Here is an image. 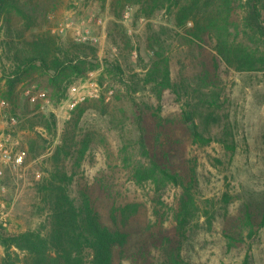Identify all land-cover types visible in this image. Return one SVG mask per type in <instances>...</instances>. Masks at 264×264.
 I'll return each instance as SVG.
<instances>
[{"label":"rangeland","instance_id":"rangeland-1","mask_svg":"<svg viewBox=\"0 0 264 264\" xmlns=\"http://www.w3.org/2000/svg\"><path fill=\"white\" fill-rule=\"evenodd\" d=\"M137 1L21 0L38 23L31 34L50 30L65 46L74 40L97 53L83 58L82 74L64 77L62 96L55 95L49 74L25 75L10 93L5 72L12 64L0 47V230L13 235L48 225L47 234L49 208L40 184L59 169L72 177V197L82 198L83 189L99 196L95 175L126 171L122 148L131 163L149 162L139 145L143 133L150 137L151 155L156 152L183 174L196 173L200 218L185 258L194 264H242L249 256L251 264H264V227L246 219L250 210L257 224L264 209V70L217 62L207 38L187 36L169 10L145 15ZM166 60L170 84L153 83L148 71L157 63L164 73ZM82 103L88 107L69 137L75 134L80 142L89 134L93 141L79 161L77 152L59 153L58 147ZM190 113L194 123L187 124L184 116ZM193 124L208 141L194 140ZM1 146L26 151L24 163L15 167L3 159ZM83 146L81 141L78 147ZM117 176L128 201L141 203L137 217L147 219L149 190L137 188L128 173ZM173 192L175 187L167 200ZM134 241L131 252L138 249V238ZM147 244V258H162L160 248ZM3 254L0 244V262Z\"/></svg>","mask_w":264,"mask_h":264},{"label":"trees","instance_id":"trees-1","mask_svg":"<svg viewBox=\"0 0 264 264\" xmlns=\"http://www.w3.org/2000/svg\"><path fill=\"white\" fill-rule=\"evenodd\" d=\"M22 3L0 0V47L2 57L12 64L10 71L5 72L7 87L10 93H15L25 75L49 74L55 95L62 91V96L67 90L62 85L64 77L82 74L83 58L96 55L97 48L74 40L65 46L64 39L50 30L31 34L38 23L31 15V6L27 8ZM136 3L142 6L145 15L160 9L171 11L176 27L183 33L192 39L210 41L217 62L223 61L239 70H264V0H138ZM168 62L165 61L164 73L154 63L147 78L155 84H170ZM116 67L121 71L119 65ZM161 75H165L162 80ZM86 105L80 104V111L68 120L64 144L58 147L59 153L76 155L77 152L79 161L87 153L92 138L84 135L81 140L84 146L79 148L81 141H76L75 134L70 137L69 134L73 132L72 123L78 125L82 119ZM184 117L187 124L194 123L191 113ZM193 125L194 140L208 141ZM149 138L140 133V149L150 157L148 163L141 160L131 163L132 158L122 148L126 171L113 170L107 175L104 169L100 178L95 175L93 182L99 184V196L93 197L82 188L83 197L74 198L68 190L72 177L59 169L52 173L51 178L40 184L42 199L49 208L48 233H44L48 225L13 235L0 230L4 249L0 264H194L195 261L185 256L189 253L192 227L200 218L196 173L192 170L183 174L169 162H161L156 152L151 155ZM119 172L125 176L128 173L137 188L149 190L147 201L152 213L147 219L137 217L140 201H128L123 195ZM174 187L177 192L167 200L166 193ZM246 219L252 226L264 227V209L257 224L250 210ZM207 222L212 224L211 216ZM134 237L138 238V249L131 252ZM149 241L161 249L162 258H147ZM249 258L246 256L242 264H251Z\"/></svg>","mask_w":264,"mask_h":264},{"label":"built area","instance_id":"built-area-1","mask_svg":"<svg viewBox=\"0 0 264 264\" xmlns=\"http://www.w3.org/2000/svg\"><path fill=\"white\" fill-rule=\"evenodd\" d=\"M1 104H2V106L7 105V101L2 100ZM12 120L15 122L16 117L15 116L12 117ZM1 154H2L3 159L7 160L11 164H13V166L17 167V166H21L24 163L25 156L27 153L24 150H19V151L14 153L12 150L7 149L4 146H1Z\"/></svg>","mask_w":264,"mask_h":264}]
</instances>
